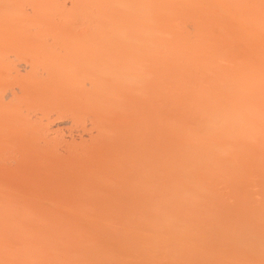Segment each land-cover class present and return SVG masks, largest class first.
I'll return each mask as SVG.
<instances>
[{
	"label": "bare ground",
	"instance_id": "obj_1",
	"mask_svg": "<svg viewBox=\"0 0 264 264\" xmlns=\"http://www.w3.org/2000/svg\"><path fill=\"white\" fill-rule=\"evenodd\" d=\"M0 264H264V0H0Z\"/></svg>",
	"mask_w": 264,
	"mask_h": 264
},
{
	"label": "rangeland",
	"instance_id": "obj_2",
	"mask_svg": "<svg viewBox=\"0 0 264 264\" xmlns=\"http://www.w3.org/2000/svg\"><path fill=\"white\" fill-rule=\"evenodd\" d=\"M62 127V126H61ZM60 128V127H59ZM68 128V127H67Z\"/></svg>",
	"mask_w": 264,
	"mask_h": 264
}]
</instances>
